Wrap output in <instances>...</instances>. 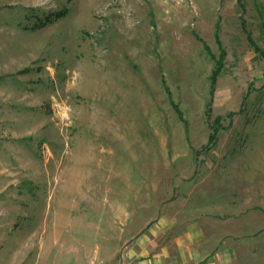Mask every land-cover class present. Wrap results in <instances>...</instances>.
<instances>
[{"label":"rangeland","instance_id":"rangeland-1","mask_svg":"<svg viewBox=\"0 0 264 264\" xmlns=\"http://www.w3.org/2000/svg\"><path fill=\"white\" fill-rule=\"evenodd\" d=\"M204 217L264 264V0H0V264Z\"/></svg>","mask_w":264,"mask_h":264},{"label":"crops","instance_id":"crops-1","mask_svg":"<svg viewBox=\"0 0 264 264\" xmlns=\"http://www.w3.org/2000/svg\"><path fill=\"white\" fill-rule=\"evenodd\" d=\"M172 222H156L133 246L129 247L122 264H234L237 252L230 238L205 217L174 227L173 237L158 244L156 237L167 233ZM171 223V224H170ZM148 240H150L148 242Z\"/></svg>","mask_w":264,"mask_h":264},{"label":"trees","instance_id":"trees-1","mask_svg":"<svg viewBox=\"0 0 264 264\" xmlns=\"http://www.w3.org/2000/svg\"><path fill=\"white\" fill-rule=\"evenodd\" d=\"M64 13H66V10H62L61 12H58L59 15H63ZM47 19V18H46ZM49 20V19H48ZM45 21V20H44ZM219 75V69L215 70L212 74V90L215 89V85H216V81H217V77ZM175 104V107L177 108L179 114L182 116V111L178 108L177 104L175 102H173ZM219 118V117H218ZM217 118V119H218ZM217 132L218 130L215 129L214 132L211 133V136H210V141L213 143V142H216L217 139H218V136H217Z\"/></svg>","mask_w":264,"mask_h":264}]
</instances>
